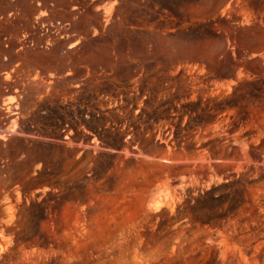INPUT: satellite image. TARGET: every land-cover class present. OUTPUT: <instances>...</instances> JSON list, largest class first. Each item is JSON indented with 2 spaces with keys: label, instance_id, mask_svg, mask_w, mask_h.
<instances>
[{
  "label": "rangeland",
  "instance_id": "rangeland-1",
  "mask_svg": "<svg viewBox=\"0 0 264 264\" xmlns=\"http://www.w3.org/2000/svg\"><path fill=\"white\" fill-rule=\"evenodd\" d=\"M18 4L0 264H264V0Z\"/></svg>",
  "mask_w": 264,
  "mask_h": 264
},
{
  "label": "built area",
  "instance_id": "built-area-1",
  "mask_svg": "<svg viewBox=\"0 0 264 264\" xmlns=\"http://www.w3.org/2000/svg\"><path fill=\"white\" fill-rule=\"evenodd\" d=\"M11 4L8 10L0 9V74L10 72V69L4 66L11 61L13 54L17 55L29 49L52 45L56 38L65 36V33L56 32L54 24L39 23L35 19L25 22L18 0H11ZM36 4L39 5V2ZM41 12L46 14L47 9H41ZM39 30L41 34L43 30L50 31V34L41 39L37 34ZM18 64L19 61L15 62L11 69L13 70Z\"/></svg>",
  "mask_w": 264,
  "mask_h": 264
}]
</instances>
